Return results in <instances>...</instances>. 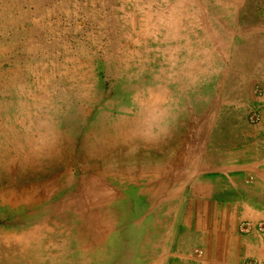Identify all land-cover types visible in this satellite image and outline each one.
<instances>
[{
	"label": "rangeland",
	"instance_id": "obj_1",
	"mask_svg": "<svg viewBox=\"0 0 264 264\" xmlns=\"http://www.w3.org/2000/svg\"><path fill=\"white\" fill-rule=\"evenodd\" d=\"M165 1L168 13L175 0H0V264H133L138 238L148 246L134 224L148 230L161 203L151 172L180 178L187 146L230 124L206 121L199 138L191 116L251 98L250 121L260 86L182 88L199 74L173 71L179 50L165 58L144 39ZM162 82L169 97L156 100ZM11 178L31 203L2 202Z\"/></svg>",
	"mask_w": 264,
	"mask_h": 264
},
{
	"label": "crops",
	"instance_id": "obj_2",
	"mask_svg": "<svg viewBox=\"0 0 264 264\" xmlns=\"http://www.w3.org/2000/svg\"><path fill=\"white\" fill-rule=\"evenodd\" d=\"M254 1L175 0L168 13L159 8L168 10L169 2L165 1L166 8L152 3L146 37L141 40L155 45L165 58L177 56L181 68L173 71L199 74L180 82L182 88L238 90L256 84L264 92V3L254 11ZM174 49L179 50L176 56ZM176 87L174 83L172 88ZM156 88L160 91L156 100H165L171 82ZM239 100L226 104L219 99L215 114L208 109L191 116L201 122L194 131L199 138L206 121L230 124L216 125L210 132L213 139L206 141L204 135L196 150L187 146L188 154L196 152L195 161L190 165L187 156L180 178L173 179L171 171L151 172L156 181L151 199L161 203L150 212L148 230L134 224V234H146L148 246L142 247L135 235L140 243L133 248V264H264V237L240 232L244 222H264V94L258 107L251 109L260 115L254 124L245 114L252 108L251 98ZM243 110L239 116L237 111Z\"/></svg>",
	"mask_w": 264,
	"mask_h": 264
},
{
	"label": "bare ground",
	"instance_id": "obj_3",
	"mask_svg": "<svg viewBox=\"0 0 264 264\" xmlns=\"http://www.w3.org/2000/svg\"><path fill=\"white\" fill-rule=\"evenodd\" d=\"M162 131V130H161ZM115 151V150H114ZM73 152V151H72ZM122 153V152H121ZM55 154L56 155H58L59 153L56 151L55 152ZM59 156V155H58ZM62 156V155H61ZM107 156V155H106ZM60 157V156H59ZM100 159H101V157H100ZM21 175V174H20ZM9 178V177H8ZM21 179V178H20ZM8 183H10V185H8V189H7V191L4 193V196H5V198H3V203H7V204H11V205H15V203H13V202H16V201H18L17 202V204L19 205L20 203H24V202H27V203H31V199H27V197H25V196H27V194L29 193V191H26L25 189H24V187L21 185V183H19V182H17V181H14V178H11L10 179V181L8 182ZM16 184V185H15ZM24 185V184H23ZM26 185V184H25ZM39 186L40 185H38V186H36V187H33V189L34 188H36V189H32V195H33V197H32V199H36L37 197H39L40 196V194L38 193V191H39ZM5 191V190H4ZM17 242H18V245L20 246V248H21V243H20V241L18 240V239H15ZM22 249H26V247L25 248H22Z\"/></svg>",
	"mask_w": 264,
	"mask_h": 264
},
{
	"label": "built area",
	"instance_id": "obj_4",
	"mask_svg": "<svg viewBox=\"0 0 264 264\" xmlns=\"http://www.w3.org/2000/svg\"><path fill=\"white\" fill-rule=\"evenodd\" d=\"M260 121V115L255 111L251 112L250 122L257 123ZM240 232L244 234H250L252 232H258L262 237H264V222H259L257 224H253L250 222H244L240 225ZM198 254H202V252L197 251Z\"/></svg>",
	"mask_w": 264,
	"mask_h": 264
}]
</instances>
